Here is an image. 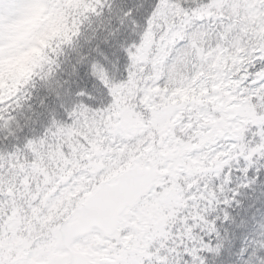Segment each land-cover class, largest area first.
<instances>
[{
    "label": "snow or ice",
    "instance_id": "obj_1",
    "mask_svg": "<svg viewBox=\"0 0 264 264\" xmlns=\"http://www.w3.org/2000/svg\"><path fill=\"white\" fill-rule=\"evenodd\" d=\"M68 23L0 90V264H222L264 183V0H81Z\"/></svg>",
    "mask_w": 264,
    "mask_h": 264
},
{
    "label": "trees",
    "instance_id": "obj_2",
    "mask_svg": "<svg viewBox=\"0 0 264 264\" xmlns=\"http://www.w3.org/2000/svg\"><path fill=\"white\" fill-rule=\"evenodd\" d=\"M126 2L131 5L133 0ZM80 4L81 0H47L44 12L38 17L37 27L32 29L31 33H0V90L15 89L31 77L40 66L45 49L49 48L52 42L67 36L70 30V14ZM105 51L111 54L113 50L106 48ZM117 57L122 72L125 58L122 53H117ZM21 58L22 64L18 62ZM62 78L69 81L65 87L73 91L81 88L87 90L94 83L82 73L64 75ZM32 103L37 105L39 101L34 98ZM46 103L49 108L56 107L57 104L52 97L48 98ZM238 199L241 206L232 211L235 223L221 228V235H225L224 229H227L222 264H241L242 260L248 259L256 233H261L260 222L264 221V183L242 190ZM241 248H247L248 251L239 257Z\"/></svg>",
    "mask_w": 264,
    "mask_h": 264
},
{
    "label": "rangeland",
    "instance_id": "obj_3",
    "mask_svg": "<svg viewBox=\"0 0 264 264\" xmlns=\"http://www.w3.org/2000/svg\"><path fill=\"white\" fill-rule=\"evenodd\" d=\"M43 2L44 0H21L14 16L0 21V33H27L33 28L30 26L31 16L35 17V12L43 10Z\"/></svg>",
    "mask_w": 264,
    "mask_h": 264
},
{
    "label": "clouds",
    "instance_id": "obj_4",
    "mask_svg": "<svg viewBox=\"0 0 264 264\" xmlns=\"http://www.w3.org/2000/svg\"><path fill=\"white\" fill-rule=\"evenodd\" d=\"M27 55V54H26ZM22 61H23V58H21V61H18V62H21V64H22ZM23 66V65H22Z\"/></svg>",
    "mask_w": 264,
    "mask_h": 264
}]
</instances>
